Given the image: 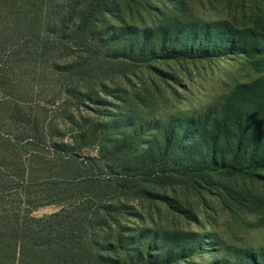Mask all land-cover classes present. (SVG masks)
<instances>
[{
  "label": "trees",
  "instance_id": "16d2710c",
  "mask_svg": "<svg viewBox=\"0 0 264 264\" xmlns=\"http://www.w3.org/2000/svg\"><path fill=\"white\" fill-rule=\"evenodd\" d=\"M186 1L0 0V108L21 94L34 62L62 110L60 125L2 139L0 200L20 177L29 209L21 218L13 201L10 219L0 218V264H264V248L157 221L166 208L184 217L181 192L215 189L217 178L264 186V0H228L234 17L217 21ZM228 58L259 76L204 111L159 112L154 93L131 81L154 71L175 82L153 67ZM49 206L58 211L33 216Z\"/></svg>",
  "mask_w": 264,
  "mask_h": 264
},
{
  "label": "rangeland",
  "instance_id": "374dc122",
  "mask_svg": "<svg viewBox=\"0 0 264 264\" xmlns=\"http://www.w3.org/2000/svg\"><path fill=\"white\" fill-rule=\"evenodd\" d=\"M204 1L187 0V8L196 17L205 21L231 20L235 15L233 14L234 7L231 8L228 0H217L212 3L209 1L204 3ZM29 65L24 76L26 86L21 94L8 100L9 104L6 108H0V149L8 148L2 139L18 142L25 140L28 137L23 134L25 128H32L34 125L48 127L62 123V110L51 103V86L49 84L45 88L39 86L43 64L32 62ZM153 68L162 71L168 78L170 77L168 75L172 77L174 75L176 81H168L164 78L166 80L164 83L154 71L138 72L137 78L131 77V81L137 86L143 82L158 99L156 106L159 112L163 113L166 111L171 113L175 109L204 111L209 105L222 102L236 85L250 82L259 76L257 72L259 68H256V73L242 62L233 61L231 58L224 62L217 61L215 66L206 62L198 63L196 68L193 65L170 63L157 64ZM42 78L45 82L49 81L45 80V77ZM4 110L9 113L3 112ZM80 111L83 115L94 117L92 112L86 109ZM38 140L44 142L42 139ZM30 151H33L30 147L21 151V154L25 156L24 160H27V154ZM86 154L87 152L84 155ZM23 183L26 184L22 178L18 177L11 184V190L3 195L4 200H0V218L8 216L10 219L13 201H15L16 210L19 211L17 212L19 217L22 218L28 213L29 207H20L25 202L20 192ZM215 183H217L215 189L198 190V192L182 191L180 198L186 201L188 206L185 207L187 210L185 216L174 217L173 211L166 208L157 216L160 228L213 235L229 247L252 250L264 248V186L257 182L229 178H217ZM222 187L224 190L226 188V191ZM32 190L38 191L37 180L33 181ZM227 191L232 193L231 197L227 196ZM234 197L239 201H235ZM241 197H246V200H242ZM252 200L263 203V205H255ZM57 211L58 208L53 206L42 207L37 209L33 216L42 218ZM212 249L211 246L209 251ZM209 251L204 257L206 262L212 259ZM191 261L180 264H201L198 258Z\"/></svg>",
  "mask_w": 264,
  "mask_h": 264
}]
</instances>
